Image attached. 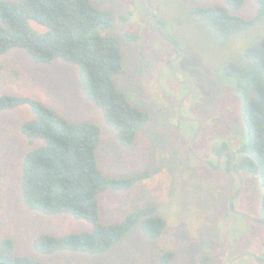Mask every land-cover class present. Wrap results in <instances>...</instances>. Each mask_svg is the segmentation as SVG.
I'll use <instances>...</instances> for the list:
<instances>
[{
	"label": "rangeland",
	"instance_id": "1",
	"mask_svg": "<svg viewBox=\"0 0 264 264\" xmlns=\"http://www.w3.org/2000/svg\"><path fill=\"white\" fill-rule=\"evenodd\" d=\"M92 1L113 16L112 23L99 31L118 37L124 52V68L114 76V82L132 104L148 114L134 143H119L116 130L85 97L75 64L62 60L36 63L24 50L14 48L0 56V95L31 96L70 121L98 124L102 141L97 155L107 176L151 173L129 189L102 193L101 220L117 223L141 207L155 206L157 214L166 219V229L161 236L149 238L137 224L121 242L99 254L37 253L33 241L39 234L89 231L92 225L69 214L44 215L24 204L20 193L22 160L32 145L20 127L32 113L28 106H21L0 113V241L12 239L15 253L37 257L44 264H198L204 257L208 264H228L233 253L251 251L255 231L258 237L264 236V227L230 212L228 204L238 194L240 182L230 168L229 157L220 159L224 150L218 156L216 149L226 145L225 150L236 152L248 139L242 98L232 88L233 79L225 68L230 63L246 65L247 47L264 37V17L256 18L257 4L243 0L235 9L229 0H143L156 17L160 32L181 51L174 68L180 79L193 83L181 115L202 122L192 150L209 163L207 166L188 150L198 124L182 120L178 114V105L190 90L169 70L178 50L157 35L150 14L138 0ZM205 6L225 7L253 22L245 31L221 40L193 13ZM242 175L243 192L233 208L259 219L264 193L260 177ZM223 226L222 237L240 235L232 249L230 244L222 247L214 238L217 228ZM163 251L173 253L167 263L160 260Z\"/></svg>",
	"mask_w": 264,
	"mask_h": 264
},
{
	"label": "trees",
	"instance_id": "2",
	"mask_svg": "<svg viewBox=\"0 0 264 264\" xmlns=\"http://www.w3.org/2000/svg\"><path fill=\"white\" fill-rule=\"evenodd\" d=\"M254 1L256 18H263L264 0ZM229 4L238 9L243 0H229ZM193 13L221 40L245 31L253 22L221 6L196 8ZM112 21L111 13L92 0H0V56L20 48L36 63L62 60L77 65L85 97L116 130L119 143L127 146L134 143L148 114L132 104L114 82V76L124 68V52L118 37L99 31ZM33 22L45 30H37ZM245 56L246 65L230 63L225 68L233 79L232 88L242 98V120L248 135L247 142L235 152L234 167L243 174L258 175L264 192V37L247 47ZM21 106H28L32 113L20 127L32 145L22 160L20 193L24 204L44 215L69 214L92 225L89 231L39 234L33 241L37 253H104L137 224L149 238L164 233L167 222L155 206L141 207L117 223L101 220L102 193L129 189L151 173L107 176L97 155L102 141L98 124L70 121L31 96L0 95V113ZM225 147L217 148V153ZM261 205L264 210V193ZM172 257L171 251L160 254L162 263ZM0 264L44 263L15 253L12 239L5 238L0 241ZM198 264H208V258Z\"/></svg>",
	"mask_w": 264,
	"mask_h": 264
},
{
	"label": "water",
	"instance_id": "3",
	"mask_svg": "<svg viewBox=\"0 0 264 264\" xmlns=\"http://www.w3.org/2000/svg\"><path fill=\"white\" fill-rule=\"evenodd\" d=\"M139 3L143 6V8L150 14L152 20H153V23H154V28H155V31L157 33V35L162 39L164 40L165 42H167L168 44L172 45L173 47H175L177 49V46L171 41L169 40L168 38H166L161 32H160V29H159V25H158V21L156 19V17L154 16V14L150 11V9L148 8V6L145 4V2L143 0H138ZM178 50V53H179V56L173 60H171L169 62V70L172 74V76L174 77V79L179 82L180 84H184V85H188L190 90H189V93L180 101L179 105H178V114L180 115V118L182 120H186V121H193V122H197L198 125H199V129L198 131L195 133V135L191 138L189 144H188V150L189 152L191 153V155H193L196 159H198L201 163L207 165V166H210L209 163L207 161H205L204 159H202L197 153H195L193 150H192V145L194 143V141L197 139V137L199 136L200 132H201V129H202V123L200 120L198 119H191V118H186V117H183L181 115V108H182V105L184 103V101L190 96L191 92H192V89H193V83L191 80H188V79H185V80H182L178 77L177 75V72L174 68V62L176 59H178L180 56H181V51L179 49ZM226 152H229L231 154V160H230V168L232 170V172L239 178V182H240V190L238 192V194H236L233 198H231V200L229 201V209L231 212L235 213V214H239L241 216H244V217H247L249 219H251L253 222L255 223H258L259 221H257L255 218L249 216L248 214H246L245 212H242V211H239V210H236L232 207V202L237 199L243 192V188H244V180H243V175L242 173L237 170L235 167H234V151L233 150H226L222 153V155H224V153ZM260 223V222H259ZM250 254V253H249ZM243 254H240L238 256H236L230 264H232L234 261H236L237 259H239L240 257H242Z\"/></svg>",
	"mask_w": 264,
	"mask_h": 264
},
{
	"label": "flooded vegetation",
	"instance_id": "4",
	"mask_svg": "<svg viewBox=\"0 0 264 264\" xmlns=\"http://www.w3.org/2000/svg\"><path fill=\"white\" fill-rule=\"evenodd\" d=\"M223 150L226 151L225 149H223ZM222 151H220V153H218V156H219V154H221ZM225 155H227L229 157V161H230L231 160V154L229 152L224 153V155L221 154L220 155V159H221V156L223 157ZM235 157H236V153L234 151V158H233V160L235 159ZM212 167H213L212 169L214 170L216 168V165L213 164ZM238 198H240V196ZM237 199H235V200H237ZM235 200L232 202V207H233V203L235 202ZM259 210H260L259 212L261 214V217L259 219H256V220L259 221L260 223L259 222L258 223H255L251 219H249L247 217H245V218H247L251 222V224L254 225V226L264 227V210L262 209V205H261V207H260ZM231 213H233V212H231ZM233 214H235V213H233ZM237 215H239V214H237ZM225 229H226L225 226H223L221 228H217V230L215 232V235H214V238H215L216 242L218 244H220L222 247H226V245L230 244V249H232V246H233L232 243H234V239L235 238L236 239H239L238 236H240V235L239 234L230 235L228 233V234H226V235H224L222 237L223 230H225ZM228 230H229V228H228ZM231 236H232V238H231ZM252 238L253 239L255 238V240H254L255 245L253 246L252 250L251 251H247L246 250V251H240L238 253H233V256L230 258L229 263H231V261L236 256H238L239 254H243L242 257H240L239 259H237L236 261H234L232 264H264V236H259L258 237V235H256V231H255V233H254V235H253ZM237 242L238 241H236V243ZM224 253L226 254V250L224 251ZM246 257H248L250 259V260H248L249 262H244L243 259L246 258Z\"/></svg>",
	"mask_w": 264,
	"mask_h": 264
}]
</instances>
